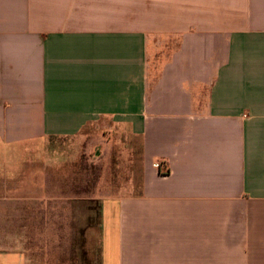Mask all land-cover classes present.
<instances>
[{"label": "crops", "instance_id": "crops-1", "mask_svg": "<svg viewBox=\"0 0 264 264\" xmlns=\"http://www.w3.org/2000/svg\"><path fill=\"white\" fill-rule=\"evenodd\" d=\"M93 124L143 146L100 264H264V0H0V210L39 198L21 148Z\"/></svg>", "mask_w": 264, "mask_h": 264}, {"label": "rangeland", "instance_id": "rangeland-1", "mask_svg": "<svg viewBox=\"0 0 264 264\" xmlns=\"http://www.w3.org/2000/svg\"><path fill=\"white\" fill-rule=\"evenodd\" d=\"M21 152L32 155L25 170L37 175L28 180L38 184L39 198L0 210L1 236L18 239L2 244L20 246L28 264H100V198L140 192L141 137L93 124L78 136L47 138Z\"/></svg>", "mask_w": 264, "mask_h": 264}]
</instances>
